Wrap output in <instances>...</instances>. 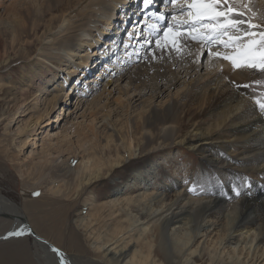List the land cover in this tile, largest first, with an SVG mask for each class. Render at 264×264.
<instances>
[{"label": "bare ground", "instance_id": "obj_1", "mask_svg": "<svg viewBox=\"0 0 264 264\" xmlns=\"http://www.w3.org/2000/svg\"><path fill=\"white\" fill-rule=\"evenodd\" d=\"M10 1L0 8L2 151L28 181L71 206L85 200L89 209L75 226L86 241L79 258L38 235L23 207L0 192V219L11 226L0 243L17 238L3 239L25 227V218L71 264H264V114L243 87L254 71L233 69L206 49L198 57L195 43L193 55L157 50L153 59L154 43L141 48L150 23L136 19L143 0ZM252 7L264 15V0H252ZM162 12L169 23L171 13ZM134 29L142 32L138 39L129 36ZM74 94L78 104L92 96L89 104H97L83 130L59 113L50 119L62 98ZM51 125L57 134L48 133ZM31 139L42 143L41 152L32 149L22 161ZM187 150L193 169H162L165 182L182 175L184 183L162 185L148 195L155 201L148 213L130 214L145 203L147 195L134 194L149 187L158 161ZM123 171L140 183L108 184ZM100 184L112 196L93 198ZM72 237L75 244L79 238ZM33 239L41 264H59L47 244Z\"/></svg>", "mask_w": 264, "mask_h": 264}, {"label": "rangeland", "instance_id": "obj_2", "mask_svg": "<svg viewBox=\"0 0 264 264\" xmlns=\"http://www.w3.org/2000/svg\"><path fill=\"white\" fill-rule=\"evenodd\" d=\"M7 0H0V8L8 7L11 4L7 2ZM36 2V3H35ZM37 0H34V4L37 6ZM6 3V4H5ZM26 8V7H25ZM34 9V7H32ZM140 6L138 7V9ZM6 20L4 17H0V20ZM32 21L31 19L29 20ZM112 31L116 34L117 29H112ZM3 40V36L0 33V41ZM107 47L104 45V48ZM220 51H224V49L219 48ZM208 56V54H207ZM203 65L206 66V59L203 60ZM100 67V66H99ZM98 70V69H97ZM96 70V71H97ZM206 70L204 68L203 72ZM95 71V72H96ZM249 71V70H248ZM253 72L250 70L249 72ZM7 73V72H6ZM251 82L248 84L250 92L253 96L258 95L260 92H264V86L257 85L256 81H264V74L260 73L259 71H254V76L250 80ZM100 87V83H99ZM101 90L95 93L96 96H99L104 91V87L101 86ZM69 94V92H68ZM105 96V95H104ZM116 97V95H115ZM66 98V97H65ZM65 98H62L61 102L59 103L56 111L50 115V119L55 120L56 115L59 113L61 114V118L64 117L70 120V123L77 129L83 130L85 129L91 122L92 113L97 109V104L93 106L89 104L93 99L90 97L87 99V102L84 101L80 104L77 103V97L69 96L68 102H64ZM94 98V99H95ZM89 101V102H88ZM64 108V114L62 113V109ZM26 110V109H25ZM64 122L61 125L54 124L53 126H59L62 128ZM46 128L37 130L36 133H42L38 139L43 137L44 131ZM47 131L51 135L57 134L59 131L52 130V125L47 128ZM0 135H2V131H0ZM47 135V134H46ZM6 141L4 137L0 138V192L2 194L9 197L15 203L19 204L23 207L27 217L29 218L30 223H32L33 227L35 228L38 235L42 236L44 239L52 242L57 247L64 249L69 255H74L79 258L84 255L81 246H85V238L81 235L79 231L75 229L76 222L78 219V215L88 212V205L84 203L85 200H80L77 205H72L69 201H66L64 197H57L52 196L47 188L36 181H28L23 176L19 175L16 169L12 166L11 162L8 159L6 153L2 151L3 143ZM5 143V142H4ZM33 139L30 140L28 146L24 149L22 154L19 158L22 161H27V158L31 155V150L40 153L41 151V142L37 144H33ZM192 155V151H186V153L181 154L177 153L176 151L173 152L172 156L176 158H172V161L168 160H160L158 161V170L155 171L154 178L150 177L151 180L149 187L145 189L139 190L134 196L138 195H147L144 204L138 206V204L133 205L130 210L128 211L130 214L135 215L138 214L140 217L144 216V213H148L149 207L152 203V195L156 194V192H160V187L162 185H170L173 182H177L178 184L184 183L186 180L182 175L173 176L168 181H164L162 169L169 170L172 166H178L181 172L188 171L189 169H193L191 165L187 167L186 158L189 157L188 155ZM38 155L34 158H37ZM63 159V158H62ZM61 159V160H62ZM65 159V158H64ZM154 159V158H152ZM152 161V160H151ZM183 161V162H182ZM166 163V164H165ZM187 167V168H186ZM197 167V166H195ZM202 167V166H200ZM136 169V168H135ZM134 169V170H135ZM132 170V171H134ZM192 171V170H190ZM127 175V176H126ZM148 176V174H147ZM149 177V176H148ZM153 178V179H151ZM136 182L133 176H129L127 172L123 171L115 177V179L109 181L108 184L116 187V188H124L127 184H131V182ZM148 180V178H147ZM159 182V183H158ZM127 183V184H126ZM137 183H140L138 181ZM146 182H143L142 188H144ZM133 186V185H132ZM140 187V186H139ZM93 188H96L95 192H92V197L98 198L99 200H103L106 197L112 196V192L108 193L109 189L105 188V184L95 185ZM35 193H39V195H35ZM128 193H130L128 191ZM149 194H152L148 197ZM173 193L170 194V197L167 201L171 200ZM151 201V202H150ZM103 201L99 202L102 203ZM26 204L28 206L26 207ZM264 216V212H263ZM126 218V216H124ZM10 222L5 221L4 219H0V233L6 232L11 226ZM68 225V226H67ZM72 235L78 237L77 241L75 240V244L72 243ZM34 239L30 237H17L15 239L7 240L0 243V264H41L42 262L36 258L35 254V247H34ZM42 260V259H41ZM41 262V263H40ZM51 264V263H50Z\"/></svg>", "mask_w": 264, "mask_h": 264}, {"label": "snow or ice", "instance_id": "obj_3", "mask_svg": "<svg viewBox=\"0 0 264 264\" xmlns=\"http://www.w3.org/2000/svg\"><path fill=\"white\" fill-rule=\"evenodd\" d=\"M152 3L153 0H144V7ZM168 6L170 22L166 25L148 24V36L141 44V48H144L154 43L153 59H159L157 50L181 57L193 55L190 43H195L198 45L195 55L198 57L206 49L210 57L229 61L233 69H248L264 74V15L258 16L253 10L252 0H168ZM153 15L159 21L169 19L164 12ZM129 36L132 38L133 34L129 33ZM221 47L224 51L219 50ZM213 48L217 50L213 51ZM127 55L131 57L133 53ZM145 59L148 57L145 56ZM255 83L264 86V81ZM252 99L264 114V92ZM26 234L32 235L33 230L27 226L18 228L3 239ZM51 251L59 257V264H71L61 249L53 247Z\"/></svg>", "mask_w": 264, "mask_h": 264}, {"label": "water", "instance_id": "obj_4", "mask_svg": "<svg viewBox=\"0 0 264 264\" xmlns=\"http://www.w3.org/2000/svg\"><path fill=\"white\" fill-rule=\"evenodd\" d=\"M20 220H21V219H20ZM22 220H23L24 224H26L27 227H29L30 229H32V228L30 227L29 221H28L27 219L23 218ZM32 230H33V229H32ZM30 236L33 237V238H36L37 240H40L41 242H44V243L47 244L51 249H52L53 247H55V246H53L51 243H48L47 241H45L44 239H39V236L36 234L35 231H33V234L30 235Z\"/></svg>", "mask_w": 264, "mask_h": 264}]
</instances>
